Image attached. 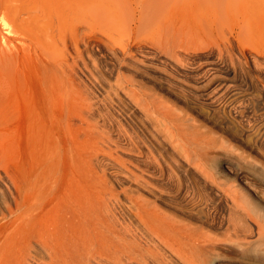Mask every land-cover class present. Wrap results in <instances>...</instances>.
<instances>
[{
	"label": "bare ground",
	"instance_id": "bare-ground-1",
	"mask_svg": "<svg viewBox=\"0 0 264 264\" xmlns=\"http://www.w3.org/2000/svg\"><path fill=\"white\" fill-rule=\"evenodd\" d=\"M40 1L42 2L40 6H36L33 0L28 2L15 0L13 2L15 4L10 2L14 5V12L13 9L11 10L13 17L31 19L39 11L50 25L56 26L57 31L64 35V31L65 33L67 30L75 31L73 28L75 22L85 24L89 21L88 16L93 9L91 11L98 20L104 17L100 21L103 23L106 19L109 22L106 25L111 27L108 28L102 24L106 27L105 30L116 27L115 30L121 29L120 33L122 30L128 31L127 33L134 35L136 39L147 37L152 43L143 45L141 42H135L120 51L107 47L110 49L108 50L110 58L115 62L112 60L114 63L102 65L104 62L101 58L103 63L96 58L97 53L94 56L89 52L88 42H85V36L82 37L83 49L79 50L78 46L76 48L75 67L72 70L74 74L73 72L72 74L75 76L83 74L86 78L89 77L87 73L93 76L96 74L95 81H98L97 86H99V83L104 81L103 72L101 74L103 68L108 72L117 66V73L115 72L117 77L112 85L110 83V86L107 85L110 87L109 89L106 87L108 90L100 85L106 92L103 95V90L101 91V98L93 95L96 89L91 91L93 86L91 81V84L89 83L90 86L92 85L91 88L88 87V83L82 86L78 125H75L80 127L82 139L77 146L63 148L57 141L58 137L56 139L54 135L49 134L42 139V142L39 141L40 151L34 159V166L23 172V183L17 189L19 197L13 195V198L18 202L17 205L20 204L23 218L26 264H210L211 262L231 264L229 258L227 259L229 263L224 260L222 251L218 253L220 242L226 244L230 242V245H234H231L232 249L246 248L249 252L242 250L245 254L253 252L254 257L243 253L248 257L247 264H264V176L256 175L259 172L264 175V170L256 172L254 168L256 176L252 175L242 169V159L238 160L242 162L239 163L241 168L238 167L239 165H234V160H231L234 164L231 161L229 163L228 154L224 159L227 162H224L223 166L232 175L231 179L226 177V180H223L220 175L216 176L208 171L203 162L207 158H203L201 151L202 143L213 142L214 139L212 140L211 137L216 134H213V128L208 129L206 125L203 130L205 124L201 122L204 120L197 122L196 116L193 115L194 118L191 116L193 113H189L191 109L188 111L182 106L175 108L171 106L172 104L169 105L170 99L166 98L167 103L163 96L158 94L159 90L157 93L152 86L145 85L142 82L144 80L140 81L141 79L129 76L130 73L123 74L120 71L122 68H129L133 73L144 76L146 74L148 76L149 70L158 72L160 77L156 81L167 84L169 89L177 91L178 95L184 98L194 99L191 102L193 109L208 118L220 113L232 119H236V116L232 115H239L246 123L234 125V131L238 134V143H246L250 151H257L261 155L264 120L261 123L256 119L262 115L261 110L264 109V0H136L134 7H131V2L128 4L127 0H123L124 5L120 9L116 8L118 11H113L116 10L114 3L113 9L109 8L112 7L111 2L107 4L108 6L102 2L99 5L95 3L97 5L95 6L88 0ZM60 1L63 3L62 6ZM5 10L9 11V9ZM94 19L95 17L93 21H96ZM0 20L3 27L8 26L5 16L1 15ZM102 25L99 24V28ZM86 26L82 27L86 28ZM115 30L113 32H117ZM50 31L49 29L48 32L43 33V36L49 37L48 39L44 37L47 43L54 37V33ZM27 32H30V29ZM30 33L29 36H32L34 32ZM0 34L2 41L0 101L2 102L7 96H2L6 91L5 82L7 77L13 74L11 72L8 75V72L12 68L15 71L19 52L18 50L13 52L16 43L11 46L12 39ZM22 35L25 36L23 33ZM36 36L38 39L35 38ZM35 37L33 40L35 39L38 47L42 48L44 41L41 36L36 34ZM111 37L115 40V35ZM87 39L89 40L90 36ZM105 39L103 38L104 44L107 42ZM116 40L118 41L119 38ZM116 40L115 42L118 43ZM250 40L251 42H248ZM65 43L64 41L63 46ZM24 44L26 47V42L23 41ZM25 47L24 53L26 51V54L29 52L31 54V51L28 49V52ZM29 48H31L30 44ZM41 50L45 51V48ZM33 51L37 53H34L35 57L39 56L37 50ZM151 51L154 53L153 56L149 54ZM46 52H50L49 49ZM57 53L61 54L57 50L56 55L52 53L55 56L50 55L51 60H56ZM159 55L163 58L160 59ZM49 57L47 56V59ZM196 60L202 61L197 63L196 67H188L196 63ZM157 64L164 67L158 68ZM166 64H170V68H167ZM43 65L47 66L44 63ZM60 67L63 69L61 65ZM185 67L189 68L187 70L189 73L185 72L182 76L181 71L184 72ZM53 70L57 71V69ZM53 70L52 73H55ZM19 75L18 82L21 80ZM107 76L106 79L109 78ZM9 78L8 85L15 88V76L13 81ZM58 80L56 85H52V80L49 87L43 86L48 90L44 113L50 116V119L54 117L51 115L56 99L60 100L61 107L69 106L63 99L66 91L63 90L61 81L59 87ZM75 80L80 82L77 78ZM10 86H6L9 88L8 92L13 89ZM55 87L57 90H54ZM233 87L236 89H232ZM243 87L251 90L254 97L249 106L244 104L246 101L243 96L246 97L250 92L243 91ZM179 90L183 91V94ZM55 94H58V97ZM1 96L4 97L2 100ZM56 103L58 104V101ZM128 104L133 105L140 113L139 119L137 115L135 116L136 113L130 110ZM1 107L2 105H0V117L5 114ZM250 108L256 116L253 122L248 115ZM257 112L259 113L256 115ZM232 119L230 120L233 121ZM219 133L216 135L222 136L220 137L222 140L223 135ZM35 137L37 138L36 135ZM73 137L71 140L75 141ZM231 144L232 148L234 145ZM239 149L240 156L245 160L249 159L250 153L244 148L245 151ZM209 150L212 149H206L205 152L210 153ZM251 159L253 160V158L249 160ZM64 161L71 164L72 174L67 179L68 184L61 189L60 179L63 176L61 165ZM245 163L250 166L249 162ZM185 166L188 171L195 173L196 177H194L197 180L188 181L189 176L184 169ZM209 166L212 165L209 163ZM211 168L213 169V166ZM12 182V177L4 171L1 154L0 196H4L5 191L12 194L10 191L12 187L9 185ZM207 189L213 191V196L206 193ZM46 205L49 207L44 208ZM222 224L225 225L223 230L220 229V232H224L223 236L221 235L223 239L221 236L218 239L216 235L210 234ZM211 259L213 261L210 262Z\"/></svg>",
	"mask_w": 264,
	"mask_h": 264
},
{
	"label": "rangeland",
	"instance_id": "rangeland-1",
	"mask_svg": "<svg viewBox=\"0 0 264 264\" xmlns=\"http://www.w3.org/2000/svg\"><path fill=\"white\" fill-rule=\"evenodd\" d=\"M16 1H22V2H28L29 0H16ZM37 5L36 6H40L41 5V1L40 0H33ZM89 1V3H92L93 5L96 3V4H98L99 5V3L101 4V2L102 3H104L106 6H108L109 4L108 3H110L111 2V4L110 5H112V7L110 6L109 8H111V9H113V3L115 4V6H114V8L116 9L117 7V9H120V7H122L124 4H123V0H118V2L119 1H121L120 2V5H119V3L117 2V0H88ZM10 2H15V0H0V17H1V15H3V16H5V18H6V22L8 23V26L7 27H3L2 26V24H0V33H2V35L4 34V35H6V36H8L10 39H12V45L11 46H13V44L14 43H16V44H14V46H15V51L13 50V52L15 53L17 50H18V52H19V54H17L18 56V58H17V60H16V62L15 63H17V66H16V68H15V71H14V68H12L9 72H8V75H10L11 74V72L13 73L12 75H14L15 76V78L16 79H14V76H13V79L14 80H16L15 81V83H14V85L16 86L15 88L14 87H11L10 85H8L9 83H8V77H10L11 79H12V75L11 76H8L7 77V80H6V82H5V84H7V85H5V89H6V91L3 93V95L2 96H4V95H7V96H5V98L4 97H2L1 96V100H2V98H4V102L2 103L1 101H0V105H2V109L5 111V114L3 115V116H1L0 117V155L2 154V156H3V167H4V171L5 172H7L11 177H12V179H13V182L12 183H10L9 185L12 187V188H10V191L12 192V194L11 193H9L8 191H5V194H4V196H0V264H26V259H25V246H24V238H23V227H22V225H23V218H22V214H21V210H20V204L19 205H17V201L13 198V195H16L17 197H19L18 195H17V189H18V187L20 186V185H22V175H23V172L25 171V170H28V169H30V168H32L33 166H34V159H35V157L37 156V154L39 153V151H40V144H41V142H42V139L44 138V137H46L47 135H49V134H52V135H54V137L57 139V137H58V143H59V145H61L63 148H65V147H72V146H77V144L79 143V141H80V139H82V131H81V129H80V127L79 126H75V125H78L77 124V119H78V117H79V112H80V106H81V103L79 102V100H80V94H81V89L83 88L82 86L83 85H85V84H87V85H89V83H90V81H91V83H92V89H91V91L93 92L95 89V91L97 92V94H96V92L94 91L93 92V95L94 96H97V97H99V98H101V96H102V92L104 93L103 95H105L106 94V92H104V89L103 88H101V86H105L104 88H110V87H108L107 85H109L110 86V84L112 85L113 84V82H115L116 81V77L117 76H115V72L117 73V66L112 70V71H105L104 70V68H103V70L101 71V74H102V72H103V74L102 75H104V76H102V77H104L102 80H104L103 82H100L99 83V86H97L98 85V81L96 82L95 80L97 79L96 77H95V75L93 76V75H90L89 73H87L88 75H89V77H87L86 78V76H83V74H78V75H80L79 77L81 78V77H83L82 79H84V81L85 82H83V80L82 79H78L79 77H77V76H75V75H73L74 74V72L72 71L73 70V68L75 67V64H74V58H75V55H76V53H75V51H76V48H77V46H78V49L79 50H82L83 48V45H82V37L83 36H85L84 37V39H85V42H88L87 43V47H88V50H89V52H91V54H93L94 56H95V54L97 55L96 56V58H98L99 60H100V58H101V60L104 62H102L101 60V63H103L102 65H105V64H107V63H112L114 60L113 59H111L110 58V54H109V51L108 50H110V49H117V50H122L125 46H127V45H130V44H134L135 42H141L143 45L145 44V45H150L151 43H152V41L150 40V38H148L147 39V37H144V39H143V37L141 38V40H140V37L139 38H135L134 37V35H132V34H129V33H127L128 31H121V33L119 32L120 30L119 29H117V30H115L116 29V27H115V29H113V28H111V29H106V30H108V35H107V33H106V30H105V28L106 27H104L102 24H104V25H106L107 23H109L106 19H105V22H101L100 21V19L102 18V20H103V18L104 17H101V18H99V20H98V17L96 18V16H94V12L93 11H91V10H93V9H91L90 10V15L88 16V20L89 21H86V25H87V23H88V27L85 25V24H81V23H79V21L76 23H74L73 24V28L75 29V31H66V33H65V31H64V35H63V33H59L57 30V28H56V26H53V25H50L49 24V21H47V19H44V17H43V15L38 11V12H36V15L33 17V18H31V19H27L26 17H24V19H20V18H18V17H13V12H14V5H12V4H10ZM129 2H131L130 3V5H132L131 7H134V6H136V0H127V3L129 4ZM13 4H15V3H13ZM62 1H60V6H62ZM91 4V5H92ZM95 4V6H97ZM108 4V5H107ZM4 5L6 6V7H4ZM10 6V8H9V6ZM129 5V6H130ZM11 6H12V8H11ZM101 6H103V5H101ZM101 6H99L100 8H101ZM103 7H105V6H103ZM90 8H94V7H91L90 6ZM96 8V7H95ZM4 9V11H2ZM5 9H9V11H6ZM13 9V10H12ZM114 10L113 9V11H118V10ZM13 12H12V11ZM91 12H93V15L91 16ZM93 17H95V19L94 20H96V21H93ZM15 18V19H14ZM91 20H90V19ZM20 20L22 21V23H20ZM46 22H47V25L50 27H47V25H46ZM100 22V23H99ZM0 23H1V20H0ZM99 24L100 25H102L100 28H99ZM79 26V27H78ZM82 26H86V28H84V27H82ZM107 26V28L110 26H108V25H106ZM45 27H47V29L45 28ZM103 27V28H102ZM111 27V26H110ZM25 28V29H24ZM55 28H56V30H55ZM29 29H30V32H34L33 33V35L32 36H29L31 33L30 32H27V31H29ZM49 29L51 30L50 31V33H54V37L52 38V40L51 39H49V41L50 42H52L53 40V42H55L56 41V43H47L48 41H47V39L49 38L48 36V38L46 37V36H43L44 34L43 33H45V32H48L49 31ZM100 29H101V31H100ZM115 30V31H117V32H113V30ZM23 30V31H22ZM46 30H48V31H46ZM86 30V31H85ZM111 30V31H110ZM45 31V32H44ZM57 31V32H56ZM8 32V33H7ZM22 32L23 34H25V36L24 35H22V33H21V35H20V33ZM69 32V33H68ZM112 32V33H111ZM68 33V34H67ZM82 33V34H81ZM113 33H115V34H113ZM37 34V35H39V36H41V39L44 41L43 42V47L42 48H45V51H43V50H41L42 48H40V47H38L39 45H37V41H35V39L33 40V37H35V35ZM71 34V35H70ZM74 34H77V36L76 35H74ZM80 34V35H79ZM128 34H129V36H128ZM1 35V34H0ZM18 35H20L19 37H18ZM28 37H27V36ZM45 35H47V33L45 34ZM106 35V36H105ZM111 35H115V40L116 39H118L119 38V40L117 41L118 43H116L115 42V40H114V37H111ZM117 35V36H116ZM122 35V36H121ZM124 35H125V37H124ZM75 36V37H74ZM89 36H90V39L88 40L87 38H89ZM119 36H121V38L119 37ZM21 37V38H20ZM28 39H27V38ZM44 37H46L47 39H45ZM62 37H64V38H62ZM81 37V38H80ZM101 37V38H100ZM117 37V38H116ZM1 38V37H0ZM19 40H22V42L21 41H19ZM32 38V39H31ZM35 38H37V36L35 37ZM60 38V39H59ZM103 38L105 39V41H107V42H105V44H104V40H103ZM15 39H17V41L15 40ZM38 39V38H37ZM98 39V40H97ZM99 39H100V41H99ZM61 40H63V42L65 41L66 43H65V45L63 46V42L61 41ZM76 40V41H75ZM88 40V41H87ZM114 40V41H113ZM121 40V41H120ZM19 41V42H18ZM23 41L24 42H26V47H25V44L23 45ZM35 41V42H34ZM73 41L75 42L74 44H73ZM145 42L146 41V43H143V42ZM27 42H30L29 44H30V46H31V48H29V44L27 43ZM94 42V43H93ZM102 42V43H101ZM248 42H251V40L250 41H248ZM2 43V41H1V39H0V44ZM22 43V44H21ZM76 43L77 44H79V45H76ZM91 43V44H90ZM98 43V44H97ZM100 43V44H99ZM111 43V44H110ZM27 44H28V46H27ZM55 44H56V51H54L55 50ZM81 44V45H80ZM98 46H97V45ZM110 45V46H107V45ZM116 44V45H115ZM23 47H22V46ZM103 45V46H102ZM34 46V47H33ZM50 46H53V47H50ZM59 46H61V48L59 47ZM93 48H92V47ZM18 49H17V48ZM24 47L25 48H27V51H28V49L31 51V54H29L30 56H31V58L29 59V55L28 54H26V51H25V53H24ZM50 47V48H49ZM63 47H65V48H63ZM67 47V48H66ZM73 47V48H72ZM81 47V48H80ZM95 47V48H94ZM102 47V48H101ZM110 48V49H108V48ZM114 47H116V48H114ZM34 48H36V49H34ZM49 49V51L51 52H46V50L48 51V49ZM59 48V49H58ZM75 48V50H73ZM97 48V49H96ZM107 48V49H106ZM60 49H62V50H60ZM91 49H93V50H95L94 51V53H93V50H91ZM106 51H105V50ZM246 49H248L247 47H246ZM33 50H37L36 52H38V54H39V56L37 55V57L39 58H37V57H35L36 55L35 54H37V53H35ZM53 52H52V51ZM57 50L59 51V53L61 52V54H58L57 53V58H56V60H51V56H55L56 55V52H57ZM103 53H100V51ZM17 52V53H18ZM42 52V53H41ZM45 54H44V53ZM64 52V53H63ZM99 52V53H98ZM150 52V51H149ZM22 53H24V56H26V58L23 56V54ZM35 53V54H34ZM47 53L49 54L50 53V55H47ZM52 53H55V55L53 54L52 55ZM72 53V54H71ZM106 53V54H105ZM42 54V55H41ZM46 56H44V55ZM71 54V55H70ZM75 54V55H74ZM102 54V56H100ZM105 54V55H104ZM150 55H154V53H152V51H151V53H149ZM59 55H60V57H59ZM74 55V56H73ZM152 55V56H153ZM47 56L49 57V59H47ZM62 56V57H61ZM159 57H161L160 55H159ZM159 57H156V58H159ZM106 58V59H105ZM163 57H161L160 59H162ZM23 59V60H22ZM37 59V60H36ZM53 59H55V58H53ZM39 60V61H38ZM105 60H107L106 62H105ZM113 60V61H112ZM43 61V62H42ZM58 61H60V62H58ZM71 61V62H70ZM197 62L196 63H194V64H192V66H188V67H196L202 60H200V62L198 61V60H196ZM42 62V63H41ZM115 62V61H114ZM113 62V63H114ZM43 63L45 64V65H47V66H44L43 65ZM59 63V64H58ZM73 63V64H72ZM198 63V64H197ZM116 64V63H115ZM54 67H53V66ZM60 65L62 66V68L63 69H61V67H60ZM157 66H159L158 68H163L164 67V65H158L157 64ZM161 66V67H160ZM19 67V68H18ZM47 67V68H46ZM166 67L167 68H170V64H166ZM188 67H185L186 69L184 70V72L183 71H181V75L183 76V75H185V72H187V73H189L187 70H189V68ZM53 69H57V71L56 70H53ZM126 68H122V69H120V71L123 73V74H127V73H130V75L129 76H134L136 79H141L140 81H142V80H144V81H142L145 85H148V86H152V88L154 89V91H156L157 93H158V90L160 91L158 94L160 95V96H163L162 98L164 99V100H166V102L168 103V99H170L169 101V105L170 104H172L171 106H175V108H176V106H179V107H177V108H180L181 106H182V108L184 107L186 110H190L189 111V113H193L191 116H193V115H195L196 116V118H195V116H193L196 120H197V122H201V121H203V122H201V124L202 123H204L205 125V127H203V130H205V128H206V125H207V127H208V129H210V128H213V130L212 131H214L213 132V134L214 133H216V134H218L219 132V135H223V141L222 140H220L221 138L220 137H222V136H218V135H216V134H214V136H212L211 138H212V140H213V142L211 143L210 142V144H207V143H202V147L204 148H202V154H203V158H207V160H204L203 162L206 164L205 165V167L208 169V171H210L211 173H214L216 176H219L220 175V177L224 180H226V177L227 178H229V179H231V177H232V175L231 174H229L225 169H224V166H223V163L224 162H227V160H225L224 161V159H226V156L228 155V157L229 158H227L228 159V162L230 163V161L231 160H234L233 162L235 163H233L232 161V164H234V165H239L238 167H240V164L243 162V165L241 164V166H248L245 162H249L250 163V166H248V167H242V169L244 170V171H247V172H249L250 174H252V175H255L256 173H254V168H255V170H257L256 172H259L261 169L262 170H264V156H263V154H264V142H263V140H264V138H263V140H262V142H261V150H262V152H261V155H259L258 153H257V151H250V149H249V147L246 145V143L245 144H243V143H238V138H237V136H238V134L236 133V131H234L235 130V127H234V125L236 126V125H238L237 123H241L242 122V124H243V122H245L244 121V119H242V118H240V116L239 115H232V116H236V119L235 118H231L230 116H227V117H225L222 113H220L219 115H217V116H213V118H211V117H206L205 115H203V114H199V113H197V111H195L194 109H193V105H192V101L194 100V99H192V98H187V97H183L182 95H178V93H177V91H174V90H172V89H169V87H168V85L167 84H165V83H162V82H158V80L156 81V79L157 78H159L160 77V74L158 73V72H155L154 70H149L148 71V76H147V74L144 76V75H142V74H135V72L133 73L132 72V70L130 69L129 70V68H127L126 70H125ZM47 70H49V71H47ZM52 70H53V72H55L58 76H56V74L55 73H52ZM58 70H59V72H58ZM116 70V71H115ZM14 71V72H13ZM72 72H73V74H72ZM107 74H106V73ZM10 73V74H9ZM20 75H19V74ZM49 75H48V74ZM59 73V74H58ZM80 73V72H79ZM85 73V75H87ZM109 73V74H108ZM131 73H132V75H131ZM191 73V72H190ZM20 76V79L22 80H20V82H18L19 81V77H18V75ZM47 74V75H46ZM50 74H51V76H50ZM70 74V75H69ZM151 74V75H150ZM46 75V76H45ZM55 75V77H52V76H54ZM87 75V76H88ZM108 75V76H107ZM117 75V74H116ZM75 76V77H74ZM106 76L107 77H109V78H107L106 79ZM112 76V77H111ZM150 76V77H149ZM153 76V77H152ZM181 76V77H182ZM22 77V78H21ZM51 77V78H50ZM60 77V78H59ZM90 77H94V78H90ZM138 77V78H137ZM144 79H143V78ZM9 78V79H10ZM47 78V79H46ZM56 78H58V79H60V80H58V79H56ZM69 78L70 80H67V79ZM77 78V80H80V82H76V79ZM13 79L11 80V81H13ZM54 79H56V80H58L57 81V83H58V85H59V87L61 86V84H63L64 85V87H63V85H62V88H64L63 90L64 91H66L65 92V96H64V101L65 102H67L68 104H69V106L67 107V108H63V107H61V102H60V100H58V99H56V101H55V105L53 106V114L51 115V116H54V117H51V119L49 118L50 116H47V115H45V113H44V110H45V104H46V101H47V97H48V90H45V88L44 87H46L45 85H47V87H49L50 85H51V83L53 82V84L52 85H54L55 83H56V80H54ZM62 79V80H61ZM65 79V80H64ZM86 79H89L88 81L86 80ZM94 79V80H93ZM111 79V80H110ZM147 79H149V80H147ZM153 79V80H152ZM155 79V80H154ZM53 80V81H52ZM67 80V81H66ZM82 80V81H81ZM110 82H109V81ZM147 80V81H146ZM11 81H9L10 83H11ZM45 81H47L46 83H45ZM52 81V82H51ZM59 81H61L62 83L61 84H59ZM75 81V82H74ZM151 81V82H150ZM153 81V82H152ZM155 81V82H154ZM44 82V83H43ZM51 82V83H50ZM64 82V83H63ZM68 82V83H67ZM146 82V83H145ZM17 83V84H16ZM69 83H71V84H69ZM82 83V85L80 86V84ZM85 83V84H84ZM90 83V84H91ZM94 83V84H93ZM105 83H107V84H105ZM110 83V84H109ZM147 83H149V84H147ZM153 83V85H151ZM162 83V84H161ZM13 84V83H12ZM11 84V85H12ZM69 84V85H68ZM96 84V85H95ZM104 84V85H103ZM56 85V84H55ZM58 85H57V87H58ZM86 85V86H87ZM101 85V86H100ZM164 85V86H163ZM167 85V86H166ZM6 86H10V88H13V89H11V91L10 92H8V90H9V88L8 87H6ZM44 86V87H43ZM68 86H69V88H68ZM71 86H72V89H70L71 88ZM74 86V87H73ZM91 86L89 85L88 87H90L91 88ZM95 86H97V88L95 87ZM154 86V87H153ZM167 87V88H166ZM98 88H100L99 90H98ZM106 88V89H107ZM245 87H243V91H247L249 94H247L246 92H243L244 94H247L246 95V97H244L243 96V99H244V101H246L247 103H248V105H247V103L246 102H244V104L246 105V106H249L250 104V102H252V100H253V95H252V91L251 90H247V89H244ZM48 89V88H47ZM80 89V90H79ZM107 89V90H108ZM232 89H236V87H233ZM43 90H45V91H43ZM54 90H57L56 89V87H55V89ZM103 90V91H102ZM100 91V92H99ZM102 91V92H101ZM47 92V94H45V93ZM98 92H99V95H98ZM179 92L181 93V94H183V91L181 92L180 90H179ZM6 93V94H5ZM55 93V92H54ZM57 93V92H56ZM66 93H69L68 95L66 94ZM72 93V94H71ZM95 93V94H94ZM101 93V94H100ZM177 93V94H176ZM179 93V94H180ZM44 94V95H43ZM162 94V95H161ZM47 95V96H46ZM71 95V96H70ZM55 96L56 97H58V94H55ZM68 96H70V97H68ZM164 96H166L165 98H164ZM166 98H168V99H166ZM251 98V99H250ZM45 99V101L43 102V100ZM74 99V100H73ZM192 99V100H191ZM71 102V105H70V102ZM58 101V104L56 103ZM81 101V100H80ZM79 103V104H78ZM174 103L176 104V105H174ZM186 104H189V105H186ZM243 104V105H244ZM73 105V106H72ZM44 106V107H43ZM77 106V107H76ZM188 106V107H187ZM5 107V108H4ZM6 107H10L9 108V110H7L6 109ZM42 107V108H41ZM128 107L129 108H131L130 110H133V112H134V114H135V116L137 115V119H139L140 117H141V115H140V113L137 111V109H135V107L133 106V105H131V104H128ZM133 107H134V109H133ZM187 107V108H186ZM40 108V109H39ZM59 108V109H58ZM63 109H65V110H63ZM69 109V110H68ZM32 110H33V113H32ZM37 110V111H36ZM39 110H40V112H39ZM43 110V111H42ZM59 110V111H58ZM8 111V112H7ZM14 111V112H13ZM76 111H78V113L76 112ZM193 111V112H192ZM249 111H251V112H249ZM262 111V115L261 116H259V117H257V119H256V116H254L253 115V113H252V109L250 108L249 110H248V115H249V117H250V120H251V122H253V118L254 119H256V121L257 120H259L261 123L263 122V120H264V116H263V114H264V109L263 110H261ZM260 111V112H261ZM10 112V113H9ZM55 112V113H54ZM13 113V114H12ZM31 113H32V115H31ZM78 115H77V114ZM250 113H252V114H250ZM259 112H257L256 113V115L258 114ZM11 114V115H10ZM42 116H41V115ZM222 114V115H221ZM35 115V116H34ZM200 117H199V116ZM221 115V116H220ZM253 115V117L251 118V116ZM6 116V117H5ZM9 116V117H8ZM41 116V117H40ZM73 117L72 119H71V117ZM198 116V117H197ZM215 117H216V119H215ZM203 118V119H202ZM211 118V119H210ZM39 119V120H38ZM53 119H54V122H53ZM65 119H67V120H65ZM74 119V120H73ZM202 119V120H201ZM213 119V120H212ZM230 119H232L233 121H231ZM262 119V120H261ZM243 120V121H242ZM41 121V122H40ZM70 121V122H69ZM74 121V122H73ZM32 124H31V123ZM68 122V123H67ZM233 122H234V124H233ZM258 122V121H257ZM260 122H259V124H260ZM55 123V124H54ZM74 123V124H73ZM219 123V124H218ZM221 123V124H220ZM246 123V122H245ZM34 124V125H33ZM42 126H41V125ZM71 124V125H70ZM33 125V126H32ZM44 125V126H43ZM66 125H67V127H66ZM263 125H264V122H263ZM55 126H56V128H55ZM29 127H30V130H29ZM35 127V128H34ZM37 127H39V128H37ZM43 127V128H42ZM223 127V128H222ZM28 128V129H27ZM45 128V129H44ZM62 129V130H61ZM64 129V130H63ZM71 129H73V130H71ZM75 129V130H74ZM217 129V130H216ZM43 130V131H42ZM50 130V131H49ZM42 133H41V132ZM64 131V132H63ZM40 132V133H39ZM65 132H66V134H65ZM233 132H235V133H233ZM39 133V134H38ZM69 133H70V135H69ZM46 134V135H45ZM212 134V135H213ZM33 135V136H32ZM35 135L37 136V138L35 137ZM65 135H67V136H65ZM216 135V136H215ZM74 136V137H73ZM80 136V137H79ZM218 136V137H217ZM226 136V137H225ZM33 137H35V139L33 138ZM67 137V138H66ZM72 137L74 138V139H79V140H75V141H72L73 139H72ZM215 137V138H214ZM217 137V138H216ZM40 138V139H39ZM69 138V139H68ZM219 138V139H218ZM230 138V139H229ZM36 139H38V140H36ZM72 139V140H71ZM216 139H217V141H216ZM211 140V141H212ZM227 140V141H226ZM229 140V141H228ZM235 140V141H234ZM33 141V142H32ZM39 141H41V142H39ZM218 141H220L222 144H220V142H218ZM226 141V142H225ZM233 143H232V142ZM29 142H30V144H29ZM32 142V143H31ZM36 142V143H35ZM39 142V143H38ZM216 142V143H215ZM230 142V143H229ZM234 142L236 143V144H234ZM61 143V144H60ZM215 143V144H214ZM219 143V144H218ZM225 143H226V145H225ZM234 145H232V144ZM39 144V145H38ZM70 144V145H69ZM75 144V145H74ZM203 144L205 145V147L203 146ZM227 144H228V146H227ZM230 144L234 147H232L231 148V146H230ZM237 144H239V146L237 145ZM34 145H36V146H34ZM208 145V146H207ZM79 146V145H78ZM207 146V147H206ZM224 146H227V147H225L224 148ZM230 146V147H229ZM221 147H223V148H221ZM212 149V150H209L210 151V153L208 152V151H206L205 152V150L207 149ZM238 148V149H237ZM239 148H241V150H246V152L247 153H250V157H249V159L250 158H253V160L255 161V163H254V161L251 159V160H249L248 158L245 160V159H243L241 156H240V154H239ZM244 148V149H243ZM30 149V150H29ZM214 149H216V150H214ZM230 149H232V150H230ZM234 149H236V150H238V152L235 150V152H233L234 151ZM28 150V151H27ZM201 150V149H200ZM204 150V151H203ZM228 151V153H227V151ZM244 150V151H245ZM215 151V152H214ZM207 153V154H206ZM209 153V154H208ZM211 153H212V155H211ZM239 155H238V154ZM207 156H209L210 157V155L212 156V158L210 157H206L205 155ZM221 154H223V155H225V156H222ZM259 156V157H258ZM221 157H222V159H221ZM236 157L238 158V159H236ZM241 157V158H240ZM256 158H258V160L256 159ZM260 158H261V161H263V162H261L260 161ZM208 159H210V161L208 160ZM239 159H242V162H238V160ZM243 160H245V161H243ZM207 161V162H206ZM236 161V162H235ZM252 161H253V163H252ZM207 163H208V165H207ZM209 163H210V165H212L213 166V169L211 168L212 166H209ZM240 163V164H239ZM257 163V164H256ZM260 163V164H259ZM262 163H263V165H262ZM220 164V165H219ZM244 164H246V165H244ZM254 164H256V165H254ZM252 165V166H251ZM258 165V166H257ZM260 165V166H259ZM214 168H217V170L216 169H214ZM241 168V167H240ZM250 168L253 170H251L250 171ZM259 168V169H258ZM61 169H62V174H63V176L61 177V179H60V187H61V189H63V186H66L67 184H68V180L67 179H69V176H71V164L69 163V162H67V161H64V162H62V165H61ZM184 169H186V171H187V175L189 176L188 177V181H193V179H195V180H197L195 177H196V175H194L195 173H193L192 171H188L187 170V167L185 166L184 167ZM249 170V171H248ZM261 170V171H262ZM214 171V172H213ZM222 171V172H221ZM224 171V172H223ZM217 172V173H216ZM264 172V171H263ZM192 173V174H191ZM219 173V174H218ZM218 174V175H217ZM223 174V175H222ZM261 176H260V175ZM259 174H256L257 176H259V177H263L264 175H263V173L262 172H259ZM193 175V176H192ZM227 175V176H226ZM255 175V176H256ZM190 176H191V178H190ZM195 176V177H194ZM224 178H223V177ZM89 177H90V175H89ZM192 179V180H191ZM199 180V179H198ZM201 181V180H200ZM236 183H238V182H236ZM239 187H240V185H238ZM117 187V186H116ZM2 188H3V186H2ZM241 188V187H240ZM117 189H118V187H117ZM15 191H16V194H15ZM206 193H210V196H213V191H211L210 189H207V191H206ZM11 194V195H10ZM17 197H16V199H17ZM49 206H47L46 205V207H44V208H48ZM224 212V211H223ZM224 227H225V225L224 224H222V225H220V227L219 228H217L216 230H213L212 232H210V234L211 235H216L215 237H217L218 239H220L223 235V231H221L220 232V229L221 230H223L224 229ZM217 232V233H216ZM216 233V234H215ZM219 234V235H218ZM219 237H218V236ZM222 235V236H221ZM221 236V237H220ZM224 237H222L221 239H223ZM226 242V241H225ZM227 242H229V241H227ZM219 245H220V247H222V248H218V253L219 252H221L222 251V254H223V257L225 258L224 260L226 261V262H228L229 263V261H230V263L231 264H247L248 263V260H247V258L248 257H246L245 255H248V256H252V257H254L255 255H254V253L253 252H251V253H247V254H245V252H243V251H248V250H246V248L244 249V248H239V250H238V247H233L234 249H232V246H234V245H230V242H229V244L227 243H224V242H220L219 243ZM230 246V247H229ZM237 248V249H236ZM220 249V250H219ZM243 250V251H242ZM249 252V251H248ZM245 255H244V254ZM222 254H220L221 256H222ZM246 258H245V257ZM232 257H234L233 259H232ZM229 258V259H228ZM223 259V258H222ZM229 261H228V260ZM232 260H233V263H232ZM237 260V261H236ZM244 260V261H243ZM211 261H213V259H211L210 260V262ZM240 261V262H239ZM209 262V263H210ZM253 262V261H252ZM253 263H256V262H253ZM210 264H213L212 262L210 263Z\"/></svg>",
	"mask_w": 264,
	"mask_h": 264
}]
</instances>
